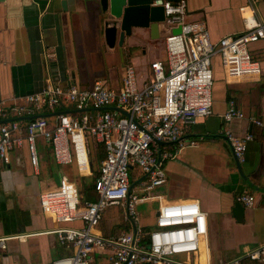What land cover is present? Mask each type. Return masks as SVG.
I'll return each instance as SVG.
<instances>
[{"label":"crops","instance_id":"crops-1","mask_svg":"<svg viewBox=\"0 0 264 264\" xmlns=\"http://www.w3.org/2000/svg\"><path fill=\"white\" fill-rule=\"evenodd\" d=\"M132 1L130 34L121 47L117 41L113 47L105 42L98 0L0 1V102L21 103L50 86L88 88L101 82L108 89L119 90L126 66L133 67L139 84L148 79L150 64L165 58V37L176 28L166 22L157 0ZM176 2L185 4L186 20L204 22L212 42L241 33L243 18L251 12L264 21V0ZM248 50L260 65V74L227 79L218 56H214L211 115L187 129L179 143L160 145L172 157L162 162L166 182L159 189L162 193L156 194L158 207L167 201L196 200L207 215V237L201 241L198 253L189 258L197 264H226L264 242V40L251 43ZM229 101L243 112L244 119L223 121ZM55 112L43 109L35 115H44L52 123ZM64 112L95 113L92 109L78 112L67 107ZM252 121L261 122V126ZM228 134L252 136L243 161L238 162L240 172ZM99 146L95 143V155L89 147L90 173L86 176L78 174L75 164L58 166L50 146L42 140L37 142V169L31 166L25 144L11 151L9 163L0 165V239H5V248L0 247V264H52L72 254L52 233L57 225L41 213L39 195L56 188L60 178L66 176L74 183L75 179L90 180L78 191L82 192V202L93 201L90 187L103 160L95 162ZM45 177L54 181L46 189L42 187ZM243 193L254 197L251 207L237 202ZM119 207L128 227L113 226L106 233L100 222L96 234L120 235L134 231L133 226L148 231L138 223V216L135 220L128 218ZM154 226L155 222L149 230ZM107 257L105 253L95 256L94 264H106Z\"/></svg>","mask_w":264,"mask_h":264},{"label":"built area","instance_id":"built-area-1","mask_svg":"<svg viewBox=\"0 0 264 264\" xmlns=\"http://www.w3.org/2000/svg\"><path fill=\"white\" fill-rule=\"evenodd\" d=\"M160 5L166 22L179 27V33L165 37V58L150 64V77L141 84L133 67L126 66L119 90L108 89L101 82L88 88L50 86L21 103L0 102V165L8 164L11 151L25 144L31 166L37 169V142L42 140L50 146L58 166L75 164L78 174L86 176L90 173L89 139L105 152L93 181V201L82 202L77 186L66 176L56 188L39 195L41 213L57 225L52 233L72 250L52 264H94L95 256L102 253L108 256L106 264H197L189 258L198 253L207 237V215L196 200L160 203L155 226L147 232L103 236L94 231L106 206H121L135 220L136 204L159 198L150 192L165 184L162 162L172 155L161 150L158 142L179 143L187 129L211 115L214 56L227 79L260 74V65L252 59L248 46L264 40V21L251 12L243 18L241 33L212 42L204 22L186 20L183 2L163 1ZM60 106L63 113L52 123L46 118L25 120L43 109L53 113ZM66 107L95 113L74 115L64 112ZM244 118L229 101L223 121ZM252 122L261 126L259 121ZM227 140L235 159L242 162L252 136L228 134ZM134 168L142 173L135 185L140 187L138 193L135 186L129 190V170ZM236 200L246 207L254 204V197L247 193ZM75 223L80 225L64 226ZM4 242L0 239L2 249ZM178 256L184 259L179 261ZM244 263L264 264V242L226 264Z\"/></svg>","mask_w":264,"mask_h":264},{"label":"rangeland","instance_id":"rangeland-1","mask_svg":"<svg viewBox=\"0 0 264 264\" xmlns=\"http://www.w3.org/2000/svg\"><path fill=\"white\" fill-rule=\"evenodd\" d=\"M57 109L60 111V110H63V107L60 106ZM89 147H90L92 154L95 155V142L91 138L89 139ZM37 151H38V147H37ZM38 153H39V151H38ZM95 162L98 164L97 159H95ZM141 176H142V173H141L139 168H134V169L129 170L130 183L136 182L138 179H140ZM89 181L90 180H87V179L86 180L85 179H75V183H76L78 189H80L79 186L86 185V183L89 184ZM53 182H54L53 179H51L49 177H45V179L43 180V183H42V187L44 189H46L47 185L49 183L52 184ZM160 188H162V187H160ZM160 188L155 189L154 191L150 192V195H156L158 193H162V190H160V192H159ZM134 189H135L136 193H138L140 191V187H138V185L135 186ZM81 193L82 192L80 190L79 191V197L80 198H82ZM157 207H158V202L156 200H149V201H145L141 204L135 205L134 210L138 216V223L143 224L147 227L145 229V231L149 230V228H151L154 225L155 219L153 218V214L157 210ZM123 215L124 214H123V212L119 206H116V205L106 206L104 208V211L102 213V218L100 221L103 225L102 228H103L104 232L108 233L113 226L121 227V228H123V226L128 227L129 222L124 221ZM76 224L80 225V223H76ZM99 225H100V223H99ZM99 225L96 228H99ZM64 226L70 227L69 225H64ZM64 248H65V246H64ZM65 249L67 251L71 250L68 247H66ZM68 255H70V254L68 253V254H65L64 256H68ZM181 258H182L181 256L176 257V259L179 261L182 260Z\"/></svg>","mask_w":264,"mask_h":264},{"label":"water","instance_id":"water-1","mask_svg":"<svg viewBox=\"0 0 264 264\" xmlns=\"http://www.w3.org/2000/svg\"><path fill=\"white\" fill-rule=\"evenodd\" d=\"M2 1V0H0ZM101 7V12L103 14L101 18V23L103 27L104 39L106 44L109 47H113L115 42L117 41L118 47H121L123 41L127 35L130 34V21L129 15L131 6L133 5L132 0H98ZM165 0H157V5H159L162 10L163 7L160 5ZM179 33V27L173 31V34ZM79 112V111H78ZM63 112H55L53 115L58 116ZM124 115L126 113L122 112ZM127 116V115H126ZM38 118H44V115H35L31 117H26L25 120H34ZM163 143H159L158 145H162ZM235 165L240 172V165L238 161L234 158ZM135 182L130 184L129 190H131L135 186ZM133 230L136 228L133 226Z\"/></svg>","mask_w":264,"mask_h":264},{"label":"trees","instance_id":"trees-1","mask_svg":"<svg viewBox=\"0 0 264 264\" xmlns=\"http://www.w3.org/2000/svg\"><path fill=\"white\" fill-rule=\"evenodd\" d=\"M172 1H173L172 3H175V0H172ZM101 147L102 146L100 145L98 152H97V160H99V161L105 157L103 148H101ZM90 188H93V186H91ZM87 202H89V200ZM244 264H246V263H244ZM249 264H257V263H249Z\"/></svg>","mask_w":264,"mask_h":264}]
</instances>
